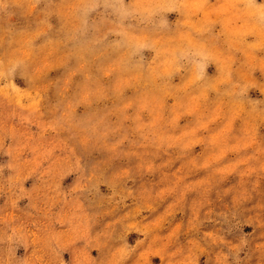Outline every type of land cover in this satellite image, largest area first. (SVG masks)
Returning <instances> with one entry per match:
<instances>
[{"label":"rangeland","instance_id":"1","mask_svg":"<svg viewBox=\"0 0 264 264\" xmlns=\"http://www.w3.org/2000/svg\"><path fill=\"white\" fill-rule=\"evenodd\" d=\"M0 264H264V0H0Z\"/></svg>","mask_w":264,"mask_h":264}]
</instances>
